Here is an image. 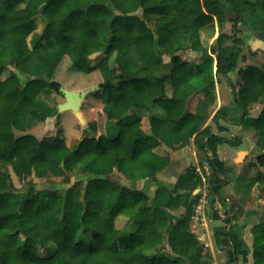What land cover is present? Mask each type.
<instances>
[{"label":"trees","instance_id":"trees-1","mask_svg":"<svg viewBox=\"0 0 264 264\" xmlns=\"http://www.w3.org/2000/svg\"><path fill=\"white\" fill-rule=\"evenodd\" d=\"M227 21L232 35L223 31ZM238 22L264 42V0H0V264H212L191 222L204 185L207 203L226 206L222 188L230 175L218 146L233 141L207 120L221 132L218 120L227 121L229 107L208 114L198 102L215 99V77L227 80L240 123L253 104L261 106L246 122L255 134V170L241 187L254 192L264 212V66L239 68L236 85L228 77L243 58ZM215 26L220 31L208 47L201 30ZM64 56L79 72L99 71L92 95L119 127L114 135L95 136L92 121V135L70 148L62 127L42 137L28 133L57 113L41 96L61 93L52 77ZM200 78L207 82L197 87ZM156 105L164 114L150 115L143 131L137 112ZM190 144L201 170L189 164L152 197L109 178L116 170L132 182H154L170 163L169 152L156 149ZM7 167L25 191L16 189ZM71 174L88 177L64 192L27 180ZM169 210L181 212L173 219ZM223 215L215 209L209 218L227 225L213 232L227 263L246 264L250 254L252 264H264V218L252 225L246 249L234 230L238 216L228 209Z\"/></svg>","mask_w":264,"mask_h":264},{"label":"rangeland","instance_id":"rangeland-1","mask_svg":"<svg viewBox=\"0 0 264 264\" xmlns=\"http://www.w3.org/2000/svg\"><path fill=\"white\" fill-rule=\"evenodd\" d=\"M234 16L235 15L233 13H227V18H234ZM236 27V36L241 38L243 41L241 44V55L243 56V58H239L236 69L228 74V77L235 85L237 83V70L239 68H243L247 64L256 65L259 67L264 66V44L262 45L260 43L261 40L258 30L248 27L243 22H238ZM40 29L41 19L39 18V20H37V32L40 31ZM219 31L220 30L217 26H215L213 30L210 28L202 29L201 37L203 44L210 47V45L215 41V38L218 36ZM223 31L228 35H232L233 32L231 31L229 21L225 23ZM225 43H228V41L225 40ZM191 57L195 56L192 55ZM52 80L59 81L62 87L68 90L85 91L90 88L98 87L102 78L98 70H94L86 74L75 70L72 67L69 58L67 56H64L58 67L56 68ZM214 80L215 99L211 101V98L207 99L203 97L199 99L198 102L201 112H207L208 114H213V112L221 105L229 107V110L227 111V121H224L222 119L218 120V123L223 127V130L221 132L217 130L216 123L210 121V116L208 117L209 119L207 120V122L209 123L212 131L218 132L223 137L232 139L233 141L232 144L223 142L218 146V156L223 160L226 168L229 171L230 181L222 188V193L226 199V206L222 207L218 204H214L211 206L209 203H207L206 200V204H203L200 207L201 209H203L206 215L211 241L207 236L208 234H206V229L204 228V226L200 225L201 221L199 219L202 214L201 209L200 212H198L197 219H194V221L192 220L191 229L197 234L201 242L209 250L212 249L216 256L217 264H228L225 250L216 247L213 239L214 229L219 226L227 227V225L222 219L210 220L208 216L209 213H211V211L215 209H218L219 213H222V217H224V209H228L230 214L232 213L237 215V225L234 227V230H236L239 234L243 247L246 249H251V227L258 220L264 218V212L262 206L255 199L254 192L248 193L243 190L241 186L248 176L247 173L252 174L255 170L251 164L256 155V148L254 146L255 134L254 131L246 124V122L250 120L252 113L255 114L261 106H259L260 104L258 103L253 104L250 108V114L243 118L242 123H240L241 112L233 108L232 91L229 84L227 83V80L220 77L218 81L216 77ZM194 81L195 79L192 80V82ZM204 82H207V79L200 78L198 82H196V86L199 87ZM168 89L169 86H167V90ZM92 92L86 93L84 99L82 100L80 116L83 119L84 123H82L71 110H65L57 112L53 117L46 118L43 121L36 123L28 130V133L34 134L38 137H42L44 135L54 134L57 128L62 127L66 144L70 148L74 147L82 137L92 135V132L88 128V123L92 121L96 123L97 127V131L94 134L95 136H98L99 134H109L110 136L114 135L118 131L119 127H117V125L113 122H108L104 112L102 111V103L99 99L92 95ZM41 98L48 105L56 108L58 104L63 103L64 101L63 95L56 92L42 94ZM197 99L198 98L196 97L192 99L190 103L191 108L194 107ZM137 114L141 116V129L143 131H147L149 127L148 123L150 115L162 116L164 114V109L162 106L156 105L149 110H139ZM236 137H239V139H237ZM157 149L158 152L161 153H163L164 151L169 152L170 150H167V148L163 147H159ZM179 151L185 159L183 158L184 161H181L180 165L179 162L177 163V167L175 168L176 173H173L174 175H172V177L177 176L179 172H183L185 170L183 169L184 165L188 166L189 164H195L197 166V169L199 171L201 170L202 167H200L199 155L195 150L193 144H190L187 147L180 148ZM204 167L205 170L208 169V166L206 164H204ZM7 170L10 172L16 189L25 191V185H21V183L11 172L9 167H7ZM87 177V175L81 174H71L68 177L41 178L31 175L27 178V180H32L38 189H56L64 192L75 181L86 179ZM109 178L114 182L128 186L130 188L143 189L149 194L150 197L153 196L154 192L149 183L143 186L141 181H129L116 170L112 172ZM173 183L174 182H172V184L169 183L168 186L171 187ZM177 192H179V190H176L175 193ZM200 192L202 194L201 197L206 195V185L202 187V190ZM180 212L181 210L168 211L173 219L176 218ZM120 220L123 222L122 219ZM210 244L212 245V248H210ZM37 252H39V249H37ZM236 264H242L241 259H239L238 263ZM246 264H252L250 254L248 255V262Z\"/></svg>","mask_w":264,"mask_h":264},{"label":"crops","instance_id":"crops-1","mask_svg":"<svg viewBox=\"0 0 264 264\" xmlns=\"http://www.w3.org/2000/svg\"><path fill=\"white\" fill-rule=\"evenodd\" d=\"M64 102V101H63ZM101 102V101H100ZM106 117V116H105ZM158 151V149H156ZM169 155H170V163L168 164L167 167H165L161 172H159L157 174V179L156 181L154 182H150V181H141L142 182V185H146L147 183H149L151 185V188L153 189V192L156 190V188L160 187V186H166V187H169V183L172 184V182H174L176 180V178L182 173V172H179L177 174V176H174L172 177V175H174L176 172H175V168L177 167V163L179 162V165H180V162L181 161H184V157L183 155H181L179 149L178 150H175L172 152V150H169ZM184 158V159H183ZM187 165H184L183 166V169L186 168ZM174 173V174H173ZM209 217V216H208ZM210 219V218H209ZM201 221L200 225L201 226H204V228L206 229V234H208V238L210 240V235H209V230H208V225H207V220H206V215L204 213V211H202V214L200 216V219ZM211 220V219H210ZM211 241V240H210ZM211 245V244H210ZM210 248H212V245L210 246ZM211 250V255H212V258H213V262L212 264H217V261H216V256L214 254V252ZM209 250V251H210Z\"/></svg>","mask_w":264,"mask_h":264},{"label":"water","instance_id":"water-1","mask_svg":"<svg viewBox=\"0 0 264 264\" xmlns=\"http://www.w3.org/2000/svg\"><path fill=\"white\" fill-rule=\"evenodd\" d=\"M262 45L264 44L263 41L260 42ZM98 87L90 88L85 91H75V90H68L64 87H61L60 91L64 97V102L57 105V112L71 110L77 118L84 123L83 119L80 116V109L82 105V100L86 93L92 92Z\"/></svg>","mask_w":264,"mask_h":264},{"label":"built area","instance_id":"built-area-1","mask_svg":"<svg viewBox=\"0 0 264 264\" xmlns=\"http://www.w3.org/2000/svg\"><path fill=\"white\" fill-rule=\"evenodd\" d=\"M205 205L206 204V195L205 196H202L201 198H200V200H199V202H198V204H197V206L195 207V213H194V215H193V221H194V219L196 220L197 219V216H198V212H200V207L202 206V205ZM199 208V209H198ZM199 210V211H198ZM203 211V209H201V212ZM194 232V231H193ZM195 233V232H194ZM200 239V238H199Z\"/></svg>","mask_w":264,"mask_h":264}]
</instances>
